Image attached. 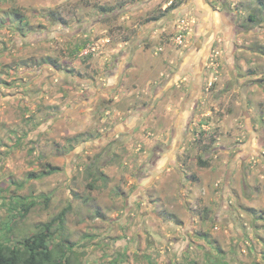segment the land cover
Instances as JSON below:
<instances>
[{
    "label": "rangeland",
    "instance_id": "obj_1",
    "mask_svg": "<svg viewBox=\"0 0 264 264\" xmlns=\"http://www.w3.org/2000/svg\"><path fill=\"white\" fill-rule=\"evenodd\" d=\"M42 231L52 263L264 264V0H0V247Z\"/></svg>",
    "mask_w": 264,
    "mask_h": 264
},
{
    "label": "trees",
    "instance_id": "obj_2",
    "mask_svg": "<svg viewBox=\"0 0 264 264\" xmlns=\"http://www.w3.org/2000/svg\"><path fill=\"white\" fill-rule=\"evenodd\" d=\"M55 170V169H54ZM48 229V228H47ZM46 229V230H47ZM50 239L48 231H42L24 243V253L13 248L0 247V264H50L51 252L47 245ZM52 264H63L62 262H54Z\"/></svg>",
    "mask_w": 264,
    "mask_h": 264
},
{
    "label": "flooded vegetation",
    "instance_id": "obj_3",
    "mask_svg": "<svg viewBox=\"0 0 264 264\" xmlns=\"http://www.w3.org/2000/svg\"><path fill=\"white\" fill-rule=\"evenodd\" d=\"M108 10H109V9H107V11H108ZM111 78H114V75H112ZM160 89H162V85H159V86L155 87V88L153 89V91H152V99H151V103H152L153 105H155V103L159 101V98H160V97H158V93H157V92H158ZM109 92H112V91L109 90ZM159 95H162V94L159 93ZM144 116H145V115H143L142 117L144 118ZM152 155H153V154H152ZM155 161L157 162V158H156ZM144 166H145V165H144ZM146 166H147V168L149 167L148 165H146Z\"/></svg>",
    "mask_w": 264,
    "mask_h": 264
}]
</instances>
